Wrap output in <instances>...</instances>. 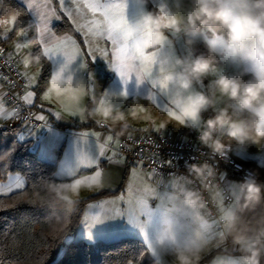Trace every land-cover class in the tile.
Masks as SVG:
<instances>
[{
	"label": "crops",
	"instance_id": "obj_1",
	"mask_svg": "<svg viewBox=\"0 0 264 264\" xmlns=\"http://www.w3.org/2000/svg\"><path fill=\"white\" fill-rule=\"evenodd\" d=\"M19 4L26 7L23 0H16ZM127 2V18L130 23H134L139 17V7L141 9V4L139 0H128ZM35 2L40 3L41 0H35ZM83 3V0H79ZM147 11L159 12L157 11L160 5H164L167 9V13H175L178 15H184L185 11L192 7V0H146ZM57 11H59V4L55 3L53 5ZM73 10V19L79 23L84 24L90 21L94 17L86 9H83L84 17L82 18L77 14L75 5H71ZM3 8V0H0V15ZM152 10H151V9ZM163 13V12H159ZM30 20L29 22H35V16L29 12ZM63 15L60 19H53L51 22V29L55 32L54 27L61 22ZM68 18V17H67ZM99 18V17H95ZM15 19L14 16L3 19V21H8ZM69 19V18H68ZM2 21V22H3ZM70 23L75 28V24L72 19H69ZM140 24H142L139 21ZM143 25V24H142ZM9 25L6 23L0 24V37L7 34V39H0V44L5 43L9 50L10 58L17 63L22 72L24 71L27 79V90L26 93L31 91L34 93L33 103L27 105L34 110L36 116L43 115L45 120L44 124L37 128H31L36 130L38 133L36 137H28L25 140H30L33 142V147L37 151L38 157L44 161L57 163L55 177L60 173V163L67 156L69 162L75 164L76 154L78 151L87 152L90 156H97V143L107 144L106 153L103 157H98L95 163L91 167H82L78 172L76 178L67 176L61 180H67L66 184L72 181H76L75 190L71 188H63L62 197L70 201H81L91 195L99 193L100 191L112 192L111 195L105 196L98 199H93L87 202L84 206L82 213V220L78 230L72 240L82 239L88 241L92 248H97L99 245L98 240H112L121 236H134L141 239L144 244L146 242L143 240L142 235L138 232L135 235H125L123 231L120 234L114 236H107L102 238L95 237V229H92L93 237L91 240L87 238L88 229L86 222L88 224L92 223L91 215L94 211L98 209H91L90 205H97L104 202L113 201L116 206L123 207L121 203V198L127 200V196L133 194H140L145 187H153L154 189H159L162 192H166L170 199L168 202V210H164L162 216L156 218L154 221V226L149 230L150 236L153 235L156 243L154 248H150L148 253L150 258L157 261V257L154 255V250H161L165 252H173L179 250L182 245H185V250L187 249V244L190 242L188 235V230L190 224L195 225L200 233L201 238L204 241L206 250L202 253V258L205 262H213L216 258V264H224L220 261L222 257L233 255L234 264H243L242 252L240 245L238 244H228V241H233V235L237 231L243 232L244 234L254 237L257 229L264 227V204L257 206L254 211L241 212L238 203L237 196L240 194V184L241 180L237 177L232 176L226 168H221L219 172L220 182L216 183L214 192L216 198L221 207V218L223 220L222 226L217 227V222L213 220H208L205 217V212L202 206L195 208L189 207L184 202V197L180 193L178 188L174 187V182L171 179L161 180L154 176L151 172H144L140 169H132V166L128 165L124 160L120 159L116 152L117 143H109L106 141L105 137L107 135L114 136L115 134H125V133H137L140 130V125H137L132 118L133 115L123 121L113 122L110 119H104L101 117V110L108 105L113 108V113L120 111L128 101H133V108L135 109L136 100L142 102L146 108L158 112L163 116L164 112L162 109L158 108L152 101L146 98L150 91H155L154 94L157 95V101L161 104H165L172 108V114L166 115V123L171 124L168 131L167 126H148L152 131L157 130L165 136L174 137L178 133H194L203 128V123L206 121V115L202 113L201 120L196 124V126H181L175 121H172L170 117L175 113L179 104L182 101V97L186 96L188 93L179 92L174 85H167L163 81V77L173 71L178 70L175 65V60L177 58H183L184 54H189L190 57L197 56V51L203 42H206L213 38V35L205 38V30L202 31L195 38L185 37L180 35L179 37L174 36L171 32L166 33V41H163L156 49H148V52H158L161 47L166 48L167 52V63L165 64L164 71L159 73V78L163 82L159 89H152L150 81H144L137 84L135 77H133L128 85V99L121 102V108H117L116 105L112 103L105 104L98 112L94 111V107L97 105L99 98L102 96L104 91L119 93L124 85L122 84L120 78L116 72L108 67L107 61L103 58L97 57L95 60L84 56V61L87 63L86 68H81L82 58L77 57V59L69 66L68 71L65 73V77L71 74L73 77V83H58L56 88L51 85V75L59 70L60 66L64 63V57L60 54L53 57L49 61L51 75L49 79L48 86L39 93L37 90L39 80L42 75L41 67H37L33 64L31 55L36 49L35 46L29 48H21L17 52L16 44L23 43L24 38L14 33L15 28L12 31H7ZM207 30V35H209ZM56 33V32H55ZM57 34V33H56ZM85 40V35L80 33ZM34 35V31L30 30L28 32V38ZM60 37H70L74 39L81 51L86 52L88 45L84 43L81 46L77 39L68 34H57ZM147 35L146 30L143 27V31L137 29L136 37ZM90 40L92 38L88 37ZM188 39H192L193 42L189 44ZM92 47L98 48H110V45L106 44L103 40L95 39L92 40ZM71 50H73L72 45L69 43L66 47V51L71 55ZM99 56V53L96 54ZM111 59V57H109ZM23 60L29 63L27 68L24 67ZM246 65H231L220 61L216 65L217 71L221 74H238ZM88 69V70H87ZM155 72L156 69L153 68ZM216 71V73H217ZM30 84V87L29 85ZM29 87V88H28ZM6 87L3 80L0 78V101L3 102L5 112L10 111V108L5 101ZM214 94H219L214 92ZM217 97V96H216ZM227 99L222 101H217L214 107L209 108V112L213 115L223 108H228L229 112H232L236 108L234 102L227 103ZM135 110L133 111L134 114ZM57 113H59V118H57ZM164 117H162V120ZM98 122L107 123L109 127H101ZM11 118L7 115H0V125L10 124ZM47 124V127L44 125ZM30 129V127H24V129ZM155 132V131H154ZM81 133L89 134L86 139L87 143H83L78 140V136ZM156 133V132H155ZM95 134H99V140ZM219 137L221 142L229 143L232 146L233 156L244 165L251 168L256 174V182L264 185V144L257 146L255 144L239 145L233 139H231L230 133L227 129H220ZM114 139V138H113ZM117 142V140L114 139ZM50 150L49 155L44 154V150ZM83 171H88L87 173L81 174ZM96 171H100L102 176L100 178V183L93 184L91 187L82 186L81 179L92 176ZM225 177V178H224ZM59 179V178H58ZM186 190H191L188 187L183 186ZM131 190V191H130ZM226 190L230 195L231 199L229 201L225 200V196L222 191ZM192 191V190H191ZM11 194V193H10ZM2 196V195H1ZM152 206L155 207L159 205V201H151ZM111 204H106V207H112ZM153 206V207H154ZM154 207V208H155ZM165 211H168L165 212ZM235 212L237 216L235 228L229 229L226 220V214L228 212ZM213 221V222H212ZM250 229V230H249ZM93 243V244H91ZM264 248V243L261 245ZM151 252H153L151 254ZM214 259V260H213Z\"/></svg>",
	"mask_w": 264,
	"mask_h": 264
},
{
	"label": "clouds",
	"instance_id": "obj_2",
	"mask_svg": "<svg viewBox=\"0 0 264 264\" xmlns=\"http://www.w3.org/2000/svg\"><path fill=\"white\" fill-rule=\"evenodd\" d=\"M140 22L147 35L136 37L132 43L146 51L161 45L168 32L189 38H195L204 30L213 33V38L207 41L209 55L177 58L175 65L178 70L163 77L165 84L174 85L181 93H188L170 117L172 121L194 128L202 113L214 107L215 100L210 95L193 89L216 73V58H219L224 63L246 67L238 74H220L210 82L211 87L220 96L234 102L236 108L232 112L227 107L220 109L204 121L199 136L201 143L223 156L230 147L215 139L214 133L218 129H227L231 139L239 145L264 144V0H192V7L184 15L147 11ZM187 42L191 44L193 40L188 39ZM245 75L250 78L244 80ZM101 117L113 122L125 118L122 112L114 115L111 105L101 110ZM205 171L209 174L212 171L207 164L190 166V172L197 177L203 176ZM75 184L76 181H72L54 187L59 193L62 188L75 190ZM174 187L179 189L186 205L192 208L202 206L194 191L186 190L178 181ZM237 203L241 212L254 211L264 204V185L255 179L241 182ZM226 220L230 230L235 228L236 213L228 212ZM233 243L240 245L243 264H262L264 261V248L261 247L264 227L257 229L254 237L237 231L233 235ZM175 255L177 264H196L200 259L199 249L193 247L178 250Z\"/></svg>",
	"mask_w": 264,
	"mask_h": 264
},
{
	"label": "snow or ice",
	"instance_id": "obj_3",
	"mask_svg": "<svg viewBox=\"0 0 264 264\" xmlns=\"http://www.w3.org/2000/svg\"><path fill=\"white\" fill-rule=\"evenodd\" d=\"M23 2L26 6L23 14L27 15L31 12L35 16V22L21 21L17 35L23 37L24 40L23 43L16 44L17 52L21 48L35 46V53H40L46 61L52 60L57 54L62 55L64 63L60 66L59 70L51 75V85L53 88H56L58 83H73L72 75L68 74L65 77V73L78 56L82 58L81 68L87 67L84 56L92 60H95L97 57L103 58L107 61L108 67L116 72L124 85V88L119 93L104 91L97 105L94 107V111L98 112L108 103L121 108V102L128 99L127 85L133 77H135L137 84L147 80L150 81L152 89H159L161 87L163 82L159 78V73L164 71L165 64L167 63L166 48L162 46L158 52H148L133 45L132 41L136 38L137 29L143 31V25L139 23L138 19L134 23L129 22L126 14L127 0H83V3H80L79 0H55V3L59 4V11L53 6L54 0H41L40 3L35 2V0H23ZM139 3L143 5L141 0H139ZM71 5H75L77 14L82 18L84 17L83 9L90 12L94 18L84 24L77 23L73 19ZM157 11L167 13V9L163 4L158 7ZM61 15L72 19L76 26L75 30L85 35L84 43L88 45L86 52L80 50L79 45L74 39L67 36L60 37L51 29L52 20L60 19ZM16 21L17 17L15 16V19L0 23L8 24L9 28L7 31L10 32L16 27ZM30 30L34 31V35L28 38ZM89 36L92 40H103L106 44L110 45V48L101 49L92 47V40L88 38ZM0 39H7V34L0 37ZM69 43L73 48L71 55L66 51ZM97 53H99V56L96 55ZM0 55H3L2 50H0ZM23 64L25 68L29 66L26 60H23ZM153 68L156 69L155 72ZM154 92L150 91L146 98L166 114L171 115L172 108L159 103L157 95ZM33 96L34 93L29 91L21 99L27 105H31L33 103ZM19 111V107H13L10 111L5 112L3 102L0 101V115L18 118ZM56 115L59 118V113ZM35 118L39 121L45 120L43 115H38ZM97 123L101 127H109L107 123L98 121ZM44 127H47V124ZM88 135L87 133H81L78 136V140L87 143L86 137ZM95 135L98 141L100 138L99 134ZM129 138L131 139V137ZM105 139L109 143H118L114 141L113 136L110 134ZM96 144L97 156L95 158L81 150L77 152L76 162L73 164L69 162L66 156L60 163V173L57 175V178L64 179L67 176L76 178L82 167H91L98 157L105 156L107 144L97 142ZM49 151L47 149L44 150V154L49 155ZM101 176L102 173L96 171L94 175L82 178L81 184L82 186L91 187L93 184L100 183ZM24 187V179L21 176H16L8 185L7 191H12L13 188L22 189ZM169 199L170 197L166 192H162L158 188L145 187L140 194H133L126 201L122 197L121 203L123 207L116 206L113 201L90 205L91 209H98V211L92 213V223L88 224L86 222L88 229L87 238L89 240L92 239V229H95L94 235L97 238L114 236L120 234L121 231L129 235H135L138 232L146 242V250L149 251L150 248L155 247L156 243L153 235L150 236L149 230L153 228L156 218L163 213L164 206ZM151 201H159V206H156L154 209ZM106 204L113 206L106 207ZM220 261H223L224 264H234V257L233 255L224 256Z\"/></svg>",
	"mask_w": 264,
	"mask_h": 264
},
{
	"label": "trees",
	"instance_id": "obj_4",
	"mask_svg": "<svg viewBox=\"0 0 264 264\" xmlns=\"http://www.w3.org/2000/svg\"><path fill=\"white\" fill-rule=\"evenodd\" d=\"M24 8L16 0H3L0 22L16 16L14 33L17 32L21 21L30 20L29 13L23 14ZM54 30L57 34L68 33L74 36L84 46L82 35L66 16L62 17ZM209 34L213 35L212 32ZM0 45L7 47L4 42ZM35 52L36 49L31 58L33 64L42 69L37 87L41 93L48 86L51 69L49 61ZM201 54L209 55L206 42L197 51V56ZM216 59L218 65L220 61ZM249 78L248 75L243 77L244 80ZM121 112L124 113V120L130 118L133 114V101H128L120 111L113 114ZM204 114L206 119L212 117L209 109ZM23 130L24 127L18 124L0 125V183L15 173L23 175L27 182L24 189L0 196V264H94L90 244L82 239L69 243L67 240L76 234L85 204L109 196L112 192L100 191L81 201H70L62 197L63 188L58 193L54 186L64 185L67 180L55 177L57 163L40 159L32 141L18 138ZM93 249L97 250L96 264L157 263L155 259H148L144 242L135 237L100 241L97 248Z\"/></svg>",
	"mask_w": 264,
	"mask_h": 264
},
{
	"label": "built area",
	"instance_id": "obj_5",
	"mask_svg": "<svg viewBox=\"0 0 264 264\" xmlns=\"http://www.w3.org/2000/svg\"><path fill=\"white\" fill-rule=\"evenodd\" d=\"M0 50L3 52V55H0V78L6 87V104L10 110L13 107L20 109L19 117L11 118V123L30 128L41 126L44 122L37 120L34 110L21 99L27 90L24 73L10 58L6 46L0 45ZM219 131L220 129L214 133V138L221 142ZM199 136L200 130L188 134L178 133L177 136L170 137L146 128L143 132L115 134L113 138L118 142L116 147L118 157L128 165L144 172H151L161 180L178 181L179 184L194 191L200 198V205L205 214L215 220L217 227L220 228L223 220L214 188L216 183L220 182L218 175L221 168H226L232 176L242 182L255 179L256 174L233 156L229 143L221 142L230 147V150L221 156L202 144ZM194 164L209 165L211 174L205 171L203 176L197 177L195 173L190 172V166ZM222 193L226 201L231 199L226 190ZM228 244H233V241H228Z\"/></svg>",
	"mask_w": 264,
	"mask_h": 264
},
{
	"label": "rangeland",
	"instance_id": "obj_6",
	"mask_svg": "<svg viewBox=\"0 0 264 264\" xmlns=\"http://www.w3.org/2000/svg\"><path fill=\"white\" fill-rule=\"evenodd\" d=\"M127 2L128 3H130L131 4V2H129L128 0H127ZM141 3L143 4V5H141V9H140V7H139V14H137V16L139 17V21H140V18H141V16L145 13V12H147V3H146V0H141ZM143 12V14L141 15V13ZM205 32V38L207 39L208 37H210L211 35L209 34V35H207V30H205L204 31ZM164 41H166V39L164 40ZM73 50H71V52H72ZM183 58H190V55L189 54H184L183 55ZM215 67H216V65H215ZM88 70V69H87ZM23 73H24V75L26 76V74H25V72L23 71ZM221 74V72H219V71H217V73H215L214 75H209L208 77H206L204 80H203V83L202 84H200V85H196L195 87H194V91H202V92H204L205 94H208V95H210L214 100H215V104H216V100L217 101H224V99L226 100V98H224V97H222V96H220V94H214V92H215V89L213 88V87H211V81L212 80H214L215 78H216V76H218V75H220ZM29 85V87H30V84H28ZM28 87V88H29ZM217 96V97H216ZM136 100V106H135V109L133 108V111L135 110V112H134V114H132L133 115V119H134V122L137 124V125H140V130L141 131H138V132H143V131H145L146 130V127H148V126H153L154 125V127L156 128L157 126H161V125H163V126H167V127H169V128H167V130L166 131H168L169 129H170V127H171V124H167L165 121H166V115L164 114V112H162L163 113V116L161 115V114H159L158 112H156V111H154V110H152V112H150L149 110V108L147 109L146 108V106L142 103V102H140L139 103V101L137 100V99H135ZM227 103L229 104V103H231L230 101H227ZM162 117H164V119L162 120ZM155 132H157V130H154ZM153 131V132H154ZM38 132L34 129V130H32L31 128L29 129H24L22 132H20L19 133V136H18V138L20 139V140H25L26 138H28V137H30V138H32V137H36L35 135L37 134ZM21 137H23V139H21ZM132 169L134 170V169H137L136 167H132ZM16 176H21L23 179H24V182H25V187H26V185H27V182H26V179H25V177L23 176V175H21V174H18V173H15V174H10L9 176H8V178H7V180L6 181H4V182H1L0 183V196L2 195H8V194H10V193H13V192H15V191H19V190H22V189H24V188H22V189H16V188H13V190L12 191H7V188H8V185L10 184V182L16 177ZM131 195H130V193H129V195L127 196V199H129V197H130ZM126 201V200H125ZM123 205V204H122ZM168 202H166V204H165V206H164V210L166 209V210H168L169 209V207H168ZM154 206V205H153ZM152 206V207H153ZM159 206V205H158ZM155 207V206H154ZM153 207V208H154ZM155 209V208H154ZM165 212H167L168 213V211H165ZM163 213H164V211H163ZM205 215V217L209 220H213V219H211V218H209L206 214H204ZM161 216H162V214H161ZM214 222H216L215 220H213ZM212 221V222H213ZM125 235H128V234H125ZM188 235H189V238H190V242L187 244V248L188 247H193V248H198L199 249V255H200V259L196 262V264H216V258H214L213 260V262H211V263H208V261L207 262H205L204 261V259L202 258V253H204L205 252V250H206V247H205V244H204V241H203V239L201 238V236H200V233H199V230H198V228L195 226V225H192V224H190V226H189V230H188ZM123 237H134V236H121V237H119V238H123ZM94 238V237H93ZM135 238H138V237H135ZM116 239H118V238H116ZM72 240V237H70V238H68V240H67V242L69 243L70 241ZM113 240H115V239H112V240H105V239H102L101 241H113ZM86 243H89L88 241H86V240H84ZM99 242H100V240H98ZM98 242V243H99ZM91 244H93V243H91ZM185 250V245H182L181 247H180V249H179V251H184ZM178 250H176V251H173V252H165V251H162L161 252V250H154V255L157 257L156 259H157V263L156 264H177V261H176V252H177ZM91 253H92V259H93V262H94V264H96L97 263V261H98V255H97V250L96 249H93V248H91ZM150 253V252H149ZM149 253H148V259L150 258V255H149ZM153 252H151V254H152ZM152 259V258H151Z\"/></svg>",
	"mask_w": 264,
	"mask_h": 264
}]
</instances>
